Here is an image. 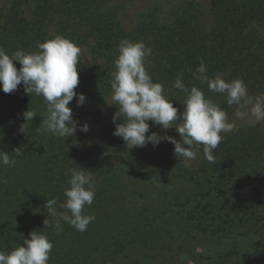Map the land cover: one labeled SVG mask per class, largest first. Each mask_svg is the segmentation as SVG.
I'll return each mask as SVG.
<instances>
[{
    "label": "trees",
    "instance_id": "1",
    "mask_svg": "<svg viewBox=\"0 0 264 264\" xmlns=\"http://www.w3.org/2000/svg\"><path fill=\"white\" fill-rule=\"evenodd\" d=\"M116 1L7 0L6 5L0 6V48L9 55L17 49L26 53L39 51L38 43L55 35L74 42L82 54L87 46L89 56L79 54V83L75 89L85 94L86 102L77 107L74 98L69 107L79 125L96 122L103 132L100 147L82 150L70 142L77 138L75 135L68 140L43 127L46 101L42 96L25 93L22 84L7 94L0 87V151L15 155L13 150L20 148L23 153L16 157L14 165L0 164V239L12 249L23 244L24 238H30L29 233L34 230L44 234L51 230V222L44 226L41 214L47 211V199L55 198L56 210L60 209L61 195L70 187L69 169L83 167L85 172H91L93 181H116L119 172L109 168L107 162L126 144L113 135L116 124L112 118L118 107L109 104L113 103L112 73L121 41H142L151 48L144 66L154 82L163 85L164 95L173 99L178 116L184 110L186 96L173 87L180 73L187 88L197 86L227 117L235 114L237 105L229 106L225 95L209 91L206 82L195 78L200 58L208 77L241 78L248 93L264 95V0H210L207 11L192 0L178 4L155 1L135 13L136 25L129 31L121 26L113 10ZM207 13L209 23L204 18ZM14 64L19 70L20 63ZM28 109L37 114L32 121H25L23 116ZM148 123L149 133H165L152 121ZM262 128L257 123L243 124L224 132L213 152L215 162L209 163L204 157L203 172L197 180L201 188L211 185L203 196L206 203L201 206L206 227L221 234L239 228L259 230L264 244ZM194 146L203 152L202 145ZM74 258L65 264H75Z\"/></svg>",
    "mask_w": 264,
    "mask_h": 264
},
{
    "label": "rangeland",
    "instance_id": "2",
    "mask_svg": "<svg viewBox=\"0 0 264 264\" xmlns=\"http://www.w3.org/2000/svg\"><path fill=\"white\" fill-rule=\"evenodd\" d=\"M155 1L178 4L185 0H117L113 10L121 26L129 31L136 25L135 13ZM192 1L204 11L209 8L210 0ZM6 4L7 0H0V6ZM204 18L210 22L208 13ZM86 50L84 45L83 54L88 57ZM248 95L255 98L261 94ZM238 111L246 109L237 106L235 114L228 117L234 124L233 130L251 124L250 117L237 116ZM257 124L264 129V121ZM88 125L87 132L77 128L73 134L76 139L67 137L82 150L100 147L103 139L96 122ZM164 134L180 137L175 129ZM172 147V143L162 140L155 147L148 143L145 147L129 149L125 146L118 151L107 162L109 168L119 172L116 181L109 184L93 181L94 199L91 205H85L84 214L93 215L95 219L87 230L78 231L59 220L61 230L57 232L51 227L46 233V236L52 234L48 239L53 245L48 264L62 261L65 264L74 257L75 264H264V244L259 230L239 228L221 234L202 222L206 214L201 206L207 200H203V196L211 186L198 185V176L203 172V152L193 146L196 159L187 160L177 157ZM125 155L132 157L125 160ZM61 197L58 213L67 211L61 208L64 194ZM41 217L54 222L48 211L42 212ZM203 226L207 229L202 230ZM11 244L16 245L14 241ZM11 250L12 247L0 239V251L7 254Z\"/></svg>",
    "mask_w": 264,
    "mask_h": 264
},
{
    "label": "clouds",
    "instance_id": "3",
    "mask_svg": "<svg viewBox=\"0 0 264 264\" xmlns=\"http://www.w3.org/2000/svg\"><path fill=\"white\" fill-rule=\"evenodd\" d=\"M37 47L39 51L36 52L26 53L17 49L11 55L0 48V87L7 94L17 91L22 84L25 93L42 96L46 101L43 127L48 132L61 138L72 136L78 127L87 132V122L79 125L69 107L74 98L77 107L86 102L85 94L75 91L79 83L77 65L80 48L61 35L46 39L38 43ZM151 52V48L142 41L123 40L118 45L119 54L114 61L116 70L112 73L111 81L113 103L109 104L118 107L112 118L116 124L113 135L121 137L129 149L145 147L148 143L155 147L162 140L169 141L174 145V154L187 160H195L197 153L193 146L202 145L203 156L209 163H214L213 152L222 140L221 133L232 131L234 124L229 122L226 112L206 98L197 86L187 88L182 82L183 73L178 74L173 82L174 88L186 93L182 103L184 110L178 116L173 99L164 95L163 85L154 82L146 71L145 58ZM14 61L20 63L19 70ZM206 72L203 58H200L199 67L194 73L196 79L206 82L209 91L225 95L229 106L237 105L238 108L246 109L238 111L237 116L250 117L251 124L264 121V95L251 98L241 78L226 80L221 75L210 78ZM36 115L29 109L23 113L25 121H32ZM149 121L165 132L174 128L180 134V139L156 132L147 134ZM21 131L24 132L22 127ZM13 151L15 155L0 151V164L14 165L16 157L23 155L20 148ZM83 169H69L71 177L67 183L70 187L64 190L65 202L61 205L66 212H57L55 198L46 200L44 208L54 222L48 224L45 219L44 226L48 224L59 232V220H63L83 232L95 219L93 215L84 214L85 205L92 204L95 192L91 172ZM29 237L7 254L0 251V264H48L53 245L46 234L34 230L29 233Z\"/></svg>",
    "mask_w": 264,
    "mask_h": 264
}]
</instances>
